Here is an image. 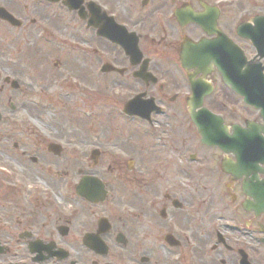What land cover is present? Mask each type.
I'll return each instance as SVG.
<instances>
[{
    "label": "flooded vegetation",
    "instance_id": "1",
    "mask_svg": "<svg viewBox=\"0 0 264 264\" xmlns=\"http://www.w3.org/2000/svg\"><path fill=\"white\" fill-rule=\"evenodd\" d=\"M237 3L248 14L239 23L225 11L227 0H0L14 18L0 19L9 31L0 39L16 46L8 51L56 56L53 65H69L76 84L112 99L106 124L120 122L128 138L150 142L90 148L95 158L85 166L78 153L87 148H0V264H264V195L247 196L250 181L225 171L236 157L207 143L215 142L216 121L204 124L214 137L203 140L191 119L201 98L229 134L254 120L238 121L241 97L212 61L194 63L190 49L205 42L204 56L214 49L220 57L235 44L253 57L255 46L238 26L264 30V0ZM30 43L45 48H21ZM1 71L0 94L14 110L22 72ZM132 100L128 111L145 117L125 112ZM83 176L98 184H82Z\"/></svg>",
    "mask_w": 264,
    "mask_h": 264
},
{
    "label": "rangeland",
    "instance_id": "2",
    "mask_svg": "<svg viewBox=\"0 0 264 264\" xmlns=\"http://www.w3.org/2000/svg\"><path fill=\"white\" fill-rule=\"evenodd\" d=\"M230 2H233V6ZM245 10L241 4H235V0H227L225 11L228 14L233 13L238 23L248 17ZM0 31L5 36L9 34L4 26ZM19 42L23 43L21 40ZM62 43L69 44L70 41L66 39L62 40ZM34 46L31 43L23 44L21 48L31 50L40 47ZM13 47L16 48L5 38L0 39V68L10 67L22 72L20 76H17L18 73L15 74L21 85L22 94L11 99L15 106L14 110L10 109L6 95L0 94V111L5 114L4 120L0 121V148H14V143L18 144L19 148L23 145H26L23 148H45L47 142L60 144L64 148H87L84 152L78 153L79 166H85L89 161L90 148H108L112 152L115 148H130L135 143L146 144L148 148L150 142L145 137L128 138L129 133L126 129L122 132L118 131V126L122 125L120 122L110 121L108 124L104 122L105 112L111 105L112 99H108L106 93L96 86L76 84L79 78L68 70L69 65L57 68L53 65L56 56L43 57L38 56L37 52L29 51L15 54L14 51H8ZM40 48L44 49L45 46ZM24 54L28 55L19 57ZM251 55L252 53H247L248 57ZM39 59L41 61L37 64L36 61ZM0 73L6 74L2 71ZM77 75H80V70ZM236 108L238 121H242L246 116L258 120L256 110L246 108L240 103H237ZM7 117L10 119L5 121ZM54 127L57 131L52 130ZM111 128L117 132L111 131ZM126 137L127 140H124ZM130 155L132 154H127ZM81 156L84 158L82 159ZM0 158H3L1 151ZM207 185L213 187L214 182L209 180ZM208 199L210 202L216 198ZM209 206L208 203L207 207ZM215 206L218 204H214L213 207Z\"/></svg>",
    "mask_w": 264,
    "mask_h": 264
},
{
    "label": "water",
    "instance_id": "3",
    "mask_svg": "<svg viewBox=\"0 0 264 264\" xmlns=\"http://www.w3.org/2000/svg\"><path fill=\"white\" fill-rule=\"evenodd\" d=\"M0 18L7 21H12V17L3 9L0 8ZM195 22L202 24L199 18H192ZM257 25V24H256ZM252 30L251 25L243 24L238 28V34L242 37L250 39L257 48L259 57L264 58V30L261 26ZM250 30V31H249ZM220 36V34H218ZM223 43H227L228 40L222 36ZM211 45H213L211 43ZM210 45V46H211ZM208 44L200 42L190 49L193 50V59L196 64H207L209 61L217 65V68L222 74V78L225 84L231 86L241 97L243 101L260 110V116L264 123V74L263 69L264 59L261 63H252L247 61L245 55L236 46H232V56L228 57V52L225 53L223 48L222 55L219 57L217 50L213 49L208 56H204V51L208 49ZM190 53L187 50V56ZM190 57V56H189ZM13 87H16L15 82ZM201 105L200 101L194 106ZM205 114L202 118L198 114ZM192 120L198 127L200 134L203 138L214 137L212 131L204 127V123L210 121H216V128L218 131L215 134L216 144L226 153L233 152L236 155V163L225 164L224 167L230 174L240 177L242 175L250 176V187L247 194L255 198L257 195H264V179L257 180V173L262 172L259 168V164L264 163V125L262 124H248V128H241L239 126H233V133L229 135L223 125L222 120L211 114L205 109H201L197 115L192 114ZM48 148H59V146L50 145ZM255 180L254 182H252ZM82 184L93 183L98 184L96 179L92 177H83ZM85 197H88L89 193L85 190L80 192ZM264 203V202H263ZM262 204V202L260 203ZM263 205V204H262Z\"/></svg>",
    "mask_w": 264,
    "mask_h": 264
}]
</instances>
